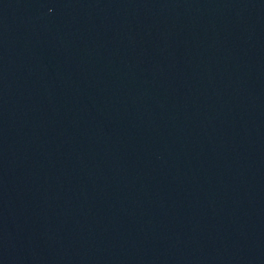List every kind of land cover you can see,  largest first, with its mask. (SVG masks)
<instances>
[{
    "label": "water",
    "instance_id": "obj_1",
    "mask_svg": "<svg viewBox=\"0 0 264 264\" xmlns=\"http://www.w3.org/2000/svg\"><path fill=\"white\" fill-rule=\"evenodd\" d=\"M0 116L84 264H264V0H0Z\"/></svg>",
    "mask_w": 264,
    "mask_h": 264
}]
</instances>
